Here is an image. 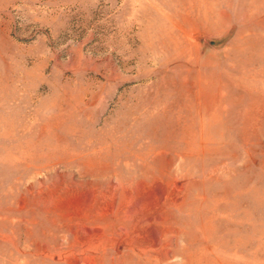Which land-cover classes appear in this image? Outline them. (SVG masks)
<instances>
[{"label": "rangeland", "instance_id": "374dc122", "mask_svg": "<svg viewBox=\"0 0 264 264\" xmlns=\"http://www.w3.org/2000/svg\"><path fill=\"white\" fill-rule=\"evenodd\" d=\"M0 264H264V0H0Z\"/></svg>", "mask_w": 264, "mask_h": 264}, {"label": "bare ground", "instance_id": "6f19581e", "mask_svg": "<svg viewBox=\"0 0 264 264\" xmlns=\"http://www.w3.org/2000/svg\"><path fill=\"white\" fill-rule=\"evenodd\" d=\"M149 147H150V145H149ZM147 150V149H146ZM144 152V151H143ZM141 153V152H140ZM158 153V152H157ZM138 157V156H137ZM139 158V157H138ZM153 159V158H152ZM156 159V158H155ZM159 161V160H158ZM173 161V160H172ZM154 162V161H153ZM138 163H139V160H138ZM167 163H171V159H168L167 160ZM137 166H139V165H137Z\"/></svg>", "mask_w": 264, "mask_h": 264}]
</instances>
